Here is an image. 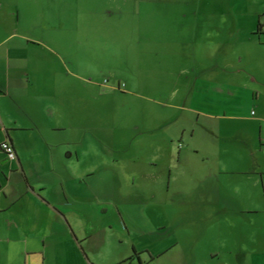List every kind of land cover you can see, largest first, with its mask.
<instances>
[{
    "label": "crops",
    "instance_id": "crops-1",
    "mask_svg": "<svg viewBox=\"0 0 264 264\" xmlns=\"http://www.w3.org/2000/svg\"><path fill=\"white\" fill-rule=\"evenodd\" d=\"M185 3L190 103L174 106L173 171L170 156L85 141L62 105L31 108L39 90L22 67L19 4L0 0V144L16 153L0 148V264H147L170 250L176 264H261L264 0Z\"/></svg>",
    "mask_w": 264,
    "mask_h": 264
},
{
    "label": "rangeland",
    "instance_id": "rangeland-1",
    "mask_svg": "<svg viewBox=\"0 0 264 264\" xmlns=\"http://www.w3.org/2000/svg\"><path fill=\"white\" fill-rule=\"evenodd\" d=\"M16 2L21 33L30 43V60L21 57L22 67L36 77L39 90L30 107L42 101L62 105L68 126H77L85 141H107L117 156H170L176 171L181 139L176 140L174 106L190 103L189 77L180 71L190 59L189 20L179 16L190 9L185 0ZM35 39L46 44L37 52ZM107 80L118 89H107ZM168 134L174 141L163 140ZM149 260L176 264V250Z\"/></svg>",
    "mask_w": 264,
    "mask_h": 264
},
{
    "label": "built area",
    "instance_id": "built-area-1",
    "mask_svg": "<svg viewBox=\"0 0 264 264\" xmlns=\"http://www.w3.org/2000/svg\"><path fill=\"white\" fill-rule=\"evenodd\" d=\"M260 24H261V30L264 33V14L261 16ZM0 148L9 159H14L16 157L14 148L9 142L7 141L2 142L0 144Z\"/></svg>",
    "mask_w": 264,
    "mask_h": 264
},
{
    "label": "trees",
    "instance_id": "trees-1",
    "mask_svg": "<svg viewBox=\"0 0 264 264\" xmlns=\"http://www.w3.org/2000/svg\"><path fill=\"white\" fill-rule=\"evenodd\" d=\"M257 35H264V33L262 32L261 30V24L259 23L258 26H257Z\"/></svg>",
    "mask_w": 264,
    "mask_h": 264
}]
</instances>
